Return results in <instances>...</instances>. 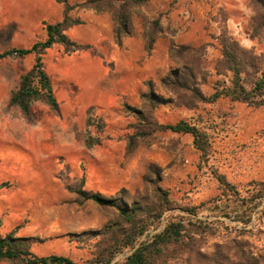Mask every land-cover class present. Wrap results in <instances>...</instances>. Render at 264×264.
Returning a JSON list of instances; mask_svg holds the SVG:
<instances>
[{
	"label": "rangeland",
	"instance_id": "374dc122",
	"mask_svg": "<svg viewBox=\"0 0 264 264\" xmlns=\"http://www.w3.org/2000/svg\"><path fill=\"white\" fill-rule=\"evenodd\" d=\"M198 3L208 10L207 17L213 22V25L209 21L203 24L204 41L198 30L201 25H198ZM184 5L190 15L184 19L175 18L172 29L162 25L167 12L149 16L144 6L130 8L128 21L132 33L144 38L152 31L150 22L160 17L162 33L156 35V39H169V65L165 64L161 79L169 78L170 72L187 65L194 70L190 84L207 99L216 90L223 91L231 84L230 72L218 74L215 70L221 57V34L231 37L245 49H252L256 55H264L258 50L264 39L251 37V17L254 14L251 0L245 7L235 5L234 8L238 16L249 17L247 24L239 23V28L249 30V34L245 32L248 36H244V30L236 35L228 29L224 9L216 6L213 0H184ZM83 9L89 10H75ZM183 20L186 21L180 24ZM242 42L254 46L247 48ZM246 87H251L248 82ZM156 88L155 94L162 103L155 107L150 121L158 124L185 121L195 126L206 135V154L202 156L195 149L188 134L146 129V134L135 140L127 155V138L148 124L136 122L134 113L126 110L123 104L122 114L110 111L102 118L93 115L95 119L91 120L101 141L112 147L105 148L106 183L99 184L98 179L91 177L94 189L90 191L112 199V205H139L145 221L147 216V221H151L153 215L160 213L159 219L148 227L138 242L160 232L168 220L181 219L186 227L183 232L187 237L185 241L194 253L198 251V239L205 251H210L214 243L230 238H236L253 252L263 250L264 106L254 107L225 96L213 102L197 101L191 100L190 92L167 88L161 83ZM135 109L147 111L142 104ZM67 170L60 175L68 177ZM80 173L82 178L78 182L70 183L68 177L65 183L66 187L73 188L74 194L81 187L89 191L82 182L85 174L82 165ZM219 179L228 185L220 183ZM156 187L165 193L164 199L158 196L160 193H156ZM76 199L75 194L72 205H60L58 230L49 239L37 238L36 242L42 240L45 243L33 244L32 253L38 257L62 255L76 264H103L107 259L105 249L114 239L117 240L114 226L119 224L121 230H127V226L116 206H99L91 201L78 204ZM130 252V248L122 249L107 264L123 263ZM102 256L104 260L96 263ZM172 259L168 254L166 263L174 264Z\"/></svg>",
	"mask_w": 264,
	"mask_h": 264
},
{
	"label": "crops",
	"instance_id": "0c3cea01",
	"mask_svg": "<svg viewBox=\"0 0 264 264\" xmlns=\"http://www.w3.org/2000/svg\"><path fill=\"white\" fill-rule=\"evenodd\" d=\"M67 1L72 4L75 0ZM248 1L213 0L224 9L226 26L236 35L244 30V36H248L245 32L249 30L239 27L241 22L247 24L249 17L238 16L234 9L235 5L245 7ZM144 7L149 16L167 12L162 25L170 29L175 26V18L190 15L184 0H149ZM206 10L198 3V25L201 24L198 30L203 41L206 38L203 24L209 21L213 25ZM193 12L197 14L196 10ZM63 13L64 5L56 0H0V53L30 48L43 40V23H60ZM69 15L80 18L82 23L64 33L85 48L66 53L61 45L55 44L42 58L57 111L46 103L34 102L26 118L9 103L20 76L32 68L34 54L0 60L1 235L19 226L15 230L17 237L49 239L59 227L60 205H72L75 199L73 188L65 183L68 177L70 183L82 178L81 165L85 169L84 187L89 191L94 189L91 177L98 179L99 184L106 183L105 148L112 145L102 142L95 127L87 125L89 116L102 118L110 111L122 114L123 104L139 107L140 94L147 90L146 82L150 81L157 90L163 68L169 65V39H156L148 55L143 36L135 32L123 38L121 46L116 44L113 21L107 12L83 9L72 10ZM242 45L254 46L246 42ZM258 50L264 52V44ZM88 136L93 140L89 147ZM66 168L68 177L60 175ZM42 240L33 244H44ZM0 264L9 263L0 261Z\"/></svg>",
	"mask_w": 264,
	"mask_h": 264
},
{
	"label": "trees",
	"instance_id": "16d2710c",
	"mask_svg": "<svg viewBox=\"0 0 264 264\" xmlns=\"http://www.w3.org/2000/svg\"><path fill=\"white\" fill-rule=\"evenodd\" d=\"M64 5L63 19L60 23H43L45 38L34 43L26 49H10L0 53V60L6 57L16 58L19 56L34 54V64L32 68L20 76L18 85L10 93L9 103L20 109L24 117L28 118L30 105L34 102L46 103L53 111H57V103L53 96L51 83L46 76L42 58L45 51L55 44L64 48L66 53L82 50L85 47L72 42L66 35L65 30L82 23L79 18H72L69 13L77 8L92 9L96 13H110L113 21V36L116 44L121 46L122 39L132 35V29L128 21V11L130 8L141 7L149 0H81L76 3H68L67 0H56ZM253 16L251 17V37L264 39V0H251ZM160 17L150 22L152 31L144 36V49L150 55L156 35L162 33ZM221 45V57L216 63L215 70L218 74L230 72L232 79L230 87L223 91H215L209 98H204L199 89L190 84L194 78V70L187 65H183L181 70L170 72L169 78L161 79L162 86L173 87L176 90L190 92L191 100L209 102L215 101L221 96L229 97L232 101H241L254 107L264 106V55H256L252 49L241 47L231 37L221 34L219 39ZM183 50H185L183 48ZM199 74V73H198ZM248 84L250 89L246 87ZM147 90L140 94L141 104L145 111L136 110L134 107L124 105L128 111L135 115L136 122H145L148 125L141 126L142 130L136 131L127 138L125 153L128 155L138 137H142L148 130L151 132L169 131L172 133L188 134L192 137V143L202 156L206 154V135L198 128L185 121H178L174 124H158L150 121L152 112L162 99L155 94L153 85L150 81L146 82ZM176 94V93H175ZM192 102V101H191ZM91 115V111L89 112ZM90 116L87 125L90 126ZM98 129H99V125ZM92 139L88 136L86 145L92 144ZM220 183L228 185L223 179ZM84 182V181H82ZM3 184L2 186H5ZM123 191V190H122ZM156 193L164 199L165 193L156 187ZM76 203L91 201L99 206H116L119 216L127 226V230L119 229L116 224L117 240L105 249L107 259L103 264H107L112 257L124 248H130L131 252L126 256L121 264H167L168 254L173 258L174 264H264V249L253 252L246 248L244 244L236 238L226 239L212 245L210 251H205L198 239V251L193 252L190 245L185 241L187 238L183 233L186 229L185 223L181 219L168 220L164 228L155 233L150 239L139 241V237L155 223L160 217V213L153 215L151 221L142 217L139 205L127 207L112 205L113 200L103 197L95 192L84 190L82 187L75 191ZM201 222L198 221L200 226ZM19 228L16 227L15 230ZM13 230L5 235L0 234V261L9 264H76L70 258L62 255H48L38 257L31 252V245L38 239L36 237H17ZM120 230V231H117ZM138 243V244H137ZM195 254V255H194ZM104 256L100 257L96 263L103 261Z\"/></svg>",
	"mask_w": 264,
	"mask_h": 264
},
{
	"label": "built area",
	"instance_id": "2783aa9c",
	"mask_svg": "<svg viewBox=\"0 0 264 264\" xmlns=\"http://www.w3.org/2000/svg\"><path fill=\"white\" fill-rule=\"evenodd\" d=\"M90 119H91V120H94V119H95V117H94V116H90Z\"/></svg>",
	"mask_w": 264,
	"mask_h": 264
}]
</instances>
